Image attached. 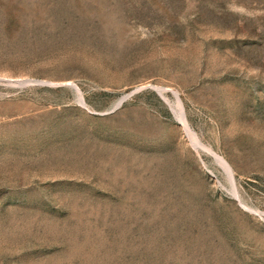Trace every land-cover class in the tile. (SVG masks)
<instances>
[{"label":"rangeland","instance_id":"374dc122","mask_svg":"<svg viewBox=\"0 0 264 264\" xmlns=\"http://www.w3.org/2000/svg\"><path fill=\"white\" fill-rule=\"evenodd\" d=\"M0 264H264V0H0Z\"/></svg>","mask_w":264,"mask_h":264},{"label":"water","instance_id":"95a60500","mask_svg":"<svg viewBox=\"0 0 264 264\" xmlns=\"http://www.w3.org/2000/svg\"><path fill=\"white\" fill-rule=\"evenodd\" d=\"M74 87L76 88V90H78L79 92H80V89L76 86V85H74ZM159 90V89H158ZM160 91V90H159ZM176 96L178 97V95L176 94Z\"/></svg>","mask_w":264,"mask_h":264},{"label":"bare ground","instance_id":"6f19581e","mask_svg":"<svg viewBox=\"0 0 264 264\" xmlns=\"http://www.w3.org/2000/svg\"><path fill=\"white\" fill-rule=\"evenodd\" d=\"M222 162V161H221ZM225 164V163H224Z\"/></svg>","mask_w":264,"mask_h":264}]
</instances>
